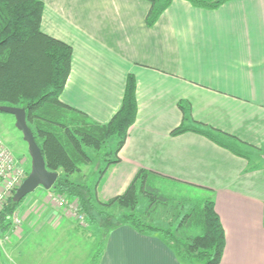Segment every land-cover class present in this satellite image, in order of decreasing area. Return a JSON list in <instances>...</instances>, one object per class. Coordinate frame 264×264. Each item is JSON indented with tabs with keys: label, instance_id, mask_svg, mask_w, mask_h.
Returning <instances> with one entry per match:
<instances>
[{
	"label": "crops",
	"instance_id": "crops-1",
	"mask_svg": "<svg viewBox=\"0 0 264 264\" xmlns=\"http://www.w3.org/2000/svg\"><path fill=\"white\" fill-rule=\"evenodd\" d=\"M43 2V31L73 47L65 103L105 123L135 75L137 118L99 198L121 194L141 168L210 188L226 234L219 264H264V0L216 8L172 0L153 25L148 0ZM181 102L190 105L187 126L220 130L259 166L248 170L249 160L201 133L172 135L183 122ZM53 195L47 189L24 198L20 224L5 231L0 264H185L160 236L126 224L104 233L94 261L100 231L80 223L76 202L58 207Z\"/></svg>",
	"mask_w": 264,
	"mask_h": 264
},
{
	"label": "trees",
	"instance_id": "trees-1",
	"mask_svg": "<svg viewBox=\"0 0 264 264\" xmlns=\"http://www.w3.org/2000/svg\"><path fill=\"white\" fill-rule=\"evenodd\" d=\"M148 1L151 6L146 22L153 25L172 0ZM189 1L198 7L216 8L228 0ZM43 11V0H0V106L25 108L47 169L59 172L49 190L76 202L87 222L103 231L93 260L101 256L104 233L126 224L141 234L160 236L185 264H219L226 234L212 189L141 168L121 194L108 200L99 198V184L119 162V151L137 118L135 75L128 74L121 105L105 123L65 103L61 94L71 71L73 47L43 31ZM180 108L183 122L171 130L172 135L188 130L201 133L249 160L248 170L259 166L252 162L254 155L249 150L236 140H225L226 134L220 130L199 122L197 127L187 126L190 105L181 102ZM92 162L94 168L83 177V165ZM15 191L0 208V234L13 225V215L26 197L14 201ZM157 206L171 214L166 224L149 217ZM111 207L122 211L113 214L108 211Z\"/></svg>",
	"mask_w": 264,
	"mask_h": 264
},
{
	"label": "water",
	"instance_id": "water-1",
	"mask_svg": "<svg viewBox=\"0 0 264 264\" xmlns=\"http://www.w3.org/2000/svg\"><path fill=\"white\" fill-rule=\"evenodd\" d=\"M0 110L14 114L16 118L15 124L23 133V138L28 144L31 157V170L13 194V200L19 202L38 186H43L45 189L52 188L59 172L47 169L42 150L35 140L31 127L27 123L25 108L1 105Z\"/></svg>",
	"mask_w": 264,
	"mask_h": 264
},
{
	"label": "rangeland",
	"instance_id": "rangeland-1",
	"mask_svg": "<svg viewBox=\"0 0 264 264\" xmlns=\"http://www.w3.org/2000/svg\"><path fill=\"white\" fill-rule=\"evenodd\" d=\"M9 117H11L13 119L15 116L12 113H8V112H4V111L0 110V136L4 140V142L6 144H9V146L11 147L10 148L11 151L13 152L14 156L18 160L19 167L23 169V173L25 174V177H26L31 170V157H30L29 150H28V144L23 138L22 131L17 128L15 121L9 122V120H8ZM21 145H23L24 148ZM23 149L25 152L24 154H23ZM94 166H95V164L93 162L88 163L86 165H83L82 172H81L83 174V177L88 176L91 173ZM78 176H79L78 173H76L74 175L75 178H77ZM41 190H47V189H45L43 186H38L34 191L29 193L28 195H30V194L34 195L36 193H40ZM28 195H26V196H28ZM56 195H58V194H56ZM65 200H67L66 197H65ZM4 202L0 203V208H2ZM56 204H54V205L59 207V204H57V205ZM108 211L113 213V214L118 215V213H120L122 211V209L118 208V207H111ZM149 217L154 219V221L157 223L166 224L167 221L172 216H171V214H169L168 210H165L162 207L160 208L159 206H157L156 209L154 210V212H152V214ZM85 219H86V217H85ZM88 225H89V223H88ZM102 233H103V231L102 232L100 231V234H102ZM98 241H99V239H98ZM98 241H96V242L94 241L92 243L94 250L96 249L97 246H99V244L101 242V241H99V242ZM195 263L201 264L200 262H195ZM195 263H192V264H195Z\"/></svg>",
	"mask_w": 264,
	"mask_h": 264
},
{
	"label": "built area",
	"instance_id": "built-area-1",
	"mask_svg": "<svg viewBox=\"0 0 264 264\" xmlns=\"http://www.w3.org/2000/svg\"><path fill=\"white\" fill-rule=\"evenodd\" d=\"M25 179L23 169L19 167L18 160L14 156L11 149L0 136V203L4 202L15 189ZM54 200L59 206L69 205V201L65 200L62 195H53ZM76 217L84 226L88 225L84 215L78 211V205L75 203L71 206ZM13 223L16 226L20 224V218L17 213L13 215ZM10 238L7 232L0 234V246H3Z\"/></svg>",
	"mask_w": 264,
	"mask_h": 264
}]
</instances>
